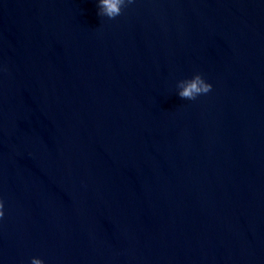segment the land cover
<instances>
[{"label":"water","instance_id":"1","mask_svg":"<svg viewBox=\"0 0 264 264\" xmlns=\"http://www.w3.org/2000/svg\"><path fill=\"white\" fill-rule=\"evenodd\" d=\"M98 11L0 0V264H264V0Z\"/></svg>","mask_w":264,"mask_h":264},{"label":"clouds","instance_id":"2","mask_svg":"<svg viewBox=\"0 0 264 264\" xmlns=\"http://www.w3.org/2000/svg\"><path fill=\"white\" fill-rule=\"evenodd\" d=\"M133 0H98V15L115 19L122 14L124 8L131 4ZM179 89L178 96L181 99L195 100L201 94L211 91L212 85L207 83L201 74L197 73L190 79L180 80L177 83ZM4 203L0 200V219L4 217ZM30 264H44L39 258H32Z\"/></svg>","mask_w":264,"mask_h":264}]
</instances>
